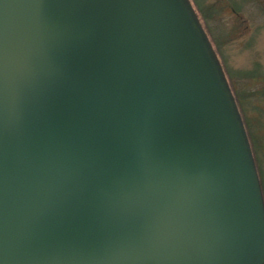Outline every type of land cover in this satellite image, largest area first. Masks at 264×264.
<instances>
[{
  "label": "water",
  "instance_id": "obj_1",
  "mask_svg": "<svg viewBox=\"0 0 264 264\" xmlns=\"http://www.w3.org/2000/svg\"><path fill=\"white\" fill-rule=\"evenodd\" d=\"M0 264H264V196L190 0H0Z\"/></svg>",
  "mask_w": 264,
  "mask_h": 264
},
{
  "label": "rangeland",
  "instance_id": "obj_2",
  "mask_svg": "<svg viewBox=\"0 0 264 264\" xmlns=\"http://www.w3.org/2000/svg\"><path fill=\"white\" fill-rule=\"evenodd\" d=\"M190 1L200 19L212 30L226 77L245 114L257 117V106L264 107V29H258L264 25V9L259 7L264 0ZM260 115L259 121L264 127V116ZM261 151L258 154L264 170V148Z\"/></svg>",
  "mask_w": 264,
  "mask_h": 264
},
{
  "label": "trees",
  "instance_id": "obj_3",
  "mask_svg": "<svg viewBox=\"0 0 264 264\" xmlns=\"http://www.w3.org/2000/svg\"><path fill=\"white\" fill-rule=\"evenodd\" d=\"M234 93V92H233ZM234 96L236 98V102L239 106V110L250 140V144H251V148H252V152L255 158V162H256V166L258 169V174H259V178H260V183H261V187H262V192H263V196H264V170L261 168V163H260V158H259V154L258 152H260L262 150V148L264 147V127L262 124H260V119L259 117L262 116L260 115L263 114L264 116V107H258L257 109H259L258 112V116L257 117H249L245 114V110L244 108L241 106L240 101L238 100V98L236 97L235 93ZM259 122V123H258ZM253 126V131L251 130V127ZM263 152V151H261ZM262 155H264V153H262Z\"/></svg>",
  "mask_w": 264,
  "mask_h": 264
},
{
  "label": "flooded vegetation",
  "instance_id": "obj_4",
  "mask_svg": "<svg viewBox=\"0 0 264 264\" xmlns=\"http://www.w3.org/2000/svg\"><path fill=\"white\" fill-rule=\"evenodd\" d=\"M257 1V0H256ZM251 2H254V0H251ZM191 3H192V1H191ZM253 4V3H252ZM192 5H194L193 3H192ZM233 6H234V4H233ZM194 7V6H193ZM261 9H264V4H263V6H259ZM194 9L196 10V8L194 7ZM209 13V12H208ZM197 14H198V16H200L199 15V13H198V10H197ZM200 18V17H199ZM201 20V19H200ZM201 23H202V25H203V27H204V29H205V31H206V33H207V35H208V37H209V39H210V41H211V43H212V45H213V47H214V49H215V51H216V53H217V50H216V48H215V46H214V41H213V35H212V30L207 26V24H206V22L205 21H202L201 20ZM258 29H259V31L261 30V29H264V25H261V26H259L258 27ZM223 39H224V36L222 37ZM225 40V39H224ZM223 41V40H222ZM217 56H218V53H217ZM218 58H219V56H218ZM220 60V59H219ZM221 62V61H220ZM221 64H222V62H221ZM222 67H223V65H222ZM224 69V68H223ZM225 72V71H224ZM228 79V78H227ZM228 82H229V80H228ZM229 84H230V82H229ZM230 87H231V89H232V85L230 84ZM233 91V90H232ZM234 92V91H233ZM236 99V98H235ZM238 105V104H237ZM238 108H239V106H238ZM264 148V147H263ZM263 148H262V150H263ZM263 157H264V155H263Z\"/></svg>",
  "mask_w": 264,
  "mask_h": 264
},
{
  "label": "bare ground",
  "instance_id": "obj_5",
  "mask_svg": "<svg viewBox=\"0 0 264 264\" xmlns=\"http://www.w3.org/2000/svg\"><path fill=\"white\" fill-rule=\"evenodd\" d=\"M196 11H197V9H196ZM200 17V16H199Z\"/></svg>",
  "mask_w": 264,
  "mask_h": 264
}]
</instances>
